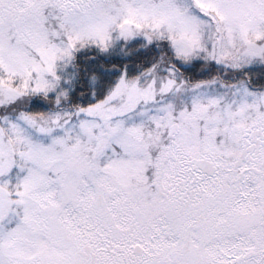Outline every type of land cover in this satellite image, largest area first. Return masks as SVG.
<instances>
[{
    "label": "snow or ice",
    "instance_id": "1",
    "mask_svg": "<svg viewBox=\"0 0 264 264\" xmlns=\"http://www.w3.org/2000/svg\"><path fill=\"white\" fill-rule=\"evenodd\" d=\"M0 264H264V0H0Z\"/></svg>",
    "mask_w": 264,
    "mask_h": 264
}]
</instances>
